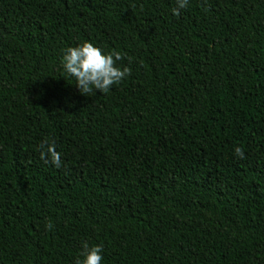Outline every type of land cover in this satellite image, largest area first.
Masks as SVG:
<instances>
[{
    "label": "trees",
    "instance_id": "obj_1",
    "mask_svg": "<svg viewBox=\"0 0 264 264\" xmlns=\"http://www.w3.org/2000/svg\"><path fill=\"white\" fill-rule=\"evenodd\" d=\"M176 7L0 0V264H264V0ZM83 41L130 75L81 94Z\"/></svg>",
    "mask_w": 264,
    "mask_h": 264
},
{
    "label": "clouds",
    "instance_id": "obj_2",
    "mask_svg": "<svg viewBox=\"0 0 264 264\" xmlns=\"http://www.w3.org/2000/svg\"><path fill=\"white\" fill-rule=\"evenodd\" d=\"M188 0H177L178 7L173 13L179 15L181 9L187 7ZM121 52L113 50L105 53L92 42L83 41L74 47H68L64 52L61 63L65 73L75 79V84L80 93L89 96L94 91L108 93L113 85L125 80L131 73L128 66H119L118 61L123 60ZM41 158L51 162L55 167H61V154L56 150L55 141H42L40 145ZM234 155L245 158L243 149L235 147ZM49 230L53 225L48 223ZM83 259L77 260L76 264H101L103 259L102 247L100 245L89 246L87 242L82 245Z\"/></svg>",
    "mask_w": 264,
    "mask_h": 264
}]
</instances>
